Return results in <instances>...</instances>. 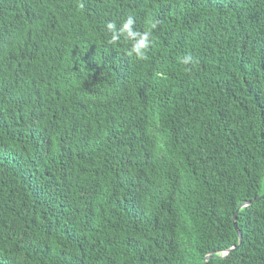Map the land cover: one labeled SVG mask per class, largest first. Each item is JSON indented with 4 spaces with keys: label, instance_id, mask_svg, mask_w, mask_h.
I'll list each match as a JSON object with an SVG mask.
<instances>
[{
    "label": "trees",
    "instance_id": "obj_1",
    "mask_svg": "<svg viewBox=\"0 0 264 264\" xmlns=\"http://www.w3.org/2000/svg\"><path fill=\"white\" fill-rule=\"evenodd\" d=\"M263 193L264 0H0V264H264Z\"/></svg>",
    "mask_w": 264,
    "mask_h": 264
},
{
    "label": "clouds",
    "instance_id": "obj_2",
    "mask_svg": "<svg viewBox=\"0 0 264 264\" xmlns=\"http://www.w3.org/2000/svg\"><path fill=\"white\" fill-rule=\"evenodd\" d=\"M82 7V5H81ZM136 19L133 15H128L126 19H122L119 25L115 20H109L105 23V29L109 35L107 43L116 44L123 39L130 47L127 54L135 56L138 59H145L150 46L153 43L151 31H138L135 28ZM157 26L156 21L150 22L151 29ZM182 65H189L193 63V57L190 55L183 56L180 59ZM187 70V69H186Z\"/></svg>",
    "mask_w": 264,
    "mask_h": 264
},
{
    "label": "water",
    "instance_id": "obj_3",
    "mask_svg": "<svg viewBox=\"0 0 264 264\" xmlns=\"http://www.w3.org/2000/svg\"><path fill=\"white\" fill-rule=\"evenodd\" d=\"M263 198H264V193H263L262 195H260V196H257V197H255V198H253V199H250V200L244 202L243 204H241V205L238 207L237 211H238L240 208H242V207H245V206H248V205L252 204L253 202H258L260 199H263ZM237 211H236V212L234 213V215H233V221H234V227H235V229L237 230V232H238V234H239V237H240V240H241L242 235H241V233H240V231H239V229H238V225H237V223H236ZM237 247H238V246H234V247H232V248H230V249L224 251L223 255H227L230 251L234 250V249L237 248ZM206 257H208V256H206Z\"/></svg>",
    "mask_w": 264,
    "mask_h": 264
}]
</instances>
